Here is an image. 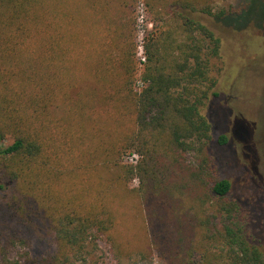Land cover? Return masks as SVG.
<instances>
[{
  "label": "trees",
  "instance_id": "16d2710c",
  "mask_svg": "<svg viewBox=\"0 0 264 264\" xmlns=\"http://www.w3.org/2000/svg\"><path fill=\"white\" fill-rule=\"evenodd\" d=\"M138 1L0 0V264L48 234L54 254L21 264H100L91 254L114 226L108 197L135 178L129 192L165 264H264V246L248 240L241 205L228 199L231 184L186 161L211 141L201 109L218 97L208 63L221 39L196 16L240 29L248 3L215 13L210 0H142L154 30L138 71ZM169 16L181 43L171 30L158 36ZM133 153L136 166L122 164ZM110 167L114 179L103 175Z\"/></svg>",
  "mask_w": 264,
  "mask_h": 264
},
{
  "label": "rangeland",
  "instance_id": "374dc122",
  "mask_svg": "<svg viewBox=\"0 0 264 264\" xmlns=\"http://www.w3.org/2000/svg\"><path fill=\"white\" fill-rule=\"evenodd\" d=\"M209 4L215 13L229 7L240 12L246 4L247 8L236 23L240 29L235 30L220 26L212 17L196 16L221 39L219 56L210 58L208 63L209 77L216 80L214 91L218 97H210L201 109L210 125L211 141L202 153H187L186 161L231 184L228 199L241 205L248 240L264 246V27L256 26L264 25L260 16L264 0H210ZM166 19V25L158 23L159 38L171 30L174 44L181 43L185 34L177 26L178 20L172 16ZM135 20V58L141 71L145 62L139 59V47H143L144 36L154 30L142 0L137 3ZM244 24L246 28L241 26ZM142 53L145 58L143 48ZM140 88L138 81L136 89ZM221 135L227 138L224 145L218 142ZM139 159L133 153L125 156L122 164L136 166ZM102 171L112 179L116 176L114 167ZM139 186L135 178L127 189L116 188L108 197L114 226L109 237L99 236L91 254L100 264H165L149 244L142 200L129 192ZM214 223L216 228L221 227L220 218ZM154 225L158 229L157 222ZM56 249L53 235L48 234L32 239L24 247L14 246L8 258L11 264L16 261L21 264L26 257L44 258L53 255Z\"/></svg>",
  "mask_w": 264,
  "mask_h": 264
},
{
  "label": "built area",
  "instance_id": "2783aa9c",
  "mask_svg": "<svg viewBox=\"0 0 264 264\" xmlns=\"http://www.w3.org/2000/svg\"><path fill=\"white\" fill-rule=\"evenodd\" d=\"M139 59L141 60V62H145V58L143 56L142 53V45L139 47ZM133 157L137 158L136 155H133ZM130 161H132V156L129 158Z\"/></svg>",
  "mask_w": 264,
  "mask_h": 264
}]
</instances>
